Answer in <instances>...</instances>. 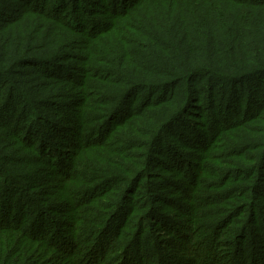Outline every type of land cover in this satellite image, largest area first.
Returning <instances> with one entry per match:
<instances>
[{"label":"rangeland","instance_id":"rangeland-1","mask_svg":"<svg viewBox=\"0 0 264 264\" xmlns=\"http://www.w3.org/2000/svg\"><path fill=\"white\" fill-rule=\"evenodd\" d=\"M191 210L202 264H264V0H0V226L182 264Z\"/></svg>","mask_w":264,"mask_h":264},{"label":"trees","instance_id":"trees-1","mask_svg":"<svg viewBox=\"0 0 264 264\" xmlns=\"http://www.w3.org/2000/svg\"><path fill=\"white\" fill-rule=\"evenodd\" d=\"M178 107L179 105L176 107V109ZM127 124L128 123H121L118 125V128L123 129ZM160 136H163V131H162V135ZM101 143L103 142L96 143L95 144L96 147L94 149L99 152H107L108 149L106 147L98 146L101 145ZM65 146H72L74 150L63 151L64 153H70V154L78 153L77 156L78 160L81 159L83 160L84 158L86 159L87 156L86 153L88 152L86 148H83L82 146L79 145H75L72 142H67V145ZM80 148H81V152L79 155ZM75 149L78 150V152H75ZM64 168L67 169V166H65ZM78 169L85 170L84 167H82L81 165L78 167ZM69 174L70 172L67 171V173H64L62 176H60L61 177L60 180L64 178L65 179L69 178ZM79 174H80L79 178L84 176V174L82 173ZM72 178L73 177L70 176V178L67 179V181H69L68 182L69 187L73 186L74 184V182H72ZM64 193H66L65 196L69 200L71 198L70 197L71 194H67L66 191ZM186 195L188 194L186 193ZM194 196L195 195L192 194V195H188V197L186 198V201L189 202L188 207L190 209H193L192 204L194 202V199L192 197ZM189 213H191L190 224H185L186 226L185 231L179 234L182 244L179 245L176 252L180 254V257H177L176 259H174L175 257H173V259L175 261L182 260L181 261L182 264H202V255L199 254V252H198L199 256L197 255V252L193 249V244L198 242L203 237V233H201L203 231L201 230L202 228L198 229L197 227L199 225V223L197 224V220H196L197 216L193 213L192 210L189 211ZM75 216L76 215L73 213L68 215V218L71 220L68 223L70 229L60 228L61 226L63 227L66 223L63 222L61 224L55 223L56 225L59 226V228L54 227L51 233L49 232L45 234L35 231L30 232V229L25 230V227L22 228L20 220H18L15 224H12L11 222H7L5 225L0 226L1 258L5 257L9 264L10 263L13 264V262H17L18 264H20V263H24L26 260L28 261L36 260L35 262H37V264H107L109 262H112L113 258H111V255L116 254L114 253V250L115 252L116 251L119 252V250L112 248L105 249V246H102L103 239L107 238V232H103V229L101 228L98 229L97 234L100 236L97 237L96 240L94 238L89 240L84 245V247H82L81 243H83V241L81 240V238H82V234L84 233V230L82 229V222H79L78 219L75 220ZM64 233L66 234V236L64 235ZM101 234L103 236V239H101L102 237ZM206 236L204 238H206ZM202 243H200L198 246H200ZM91 244L97 246L95 251L92 253L94 254L96 253L97 250H99L100 256L96 257V256H92L91 254L85 259V261H82L81 259L84 255L83 254L81 255L79 252L89 247ZM217 247L220 248L219 241H217ZM120 248L121 249L124 248L126 251L125 254L123 255L124 264H130L128 251L131 250V246L129 245L125 247V245H122ZM219 252H221V250ZM237 252L238 251L233 250V253L229 252L230 254L228 256L232 254L237 255ZM89 253H91V251ZM168 256L162 255L160 256V259H164V257H168ZM138 260H139V264H143L139 258Z\"/></svg>","mask_w":264,"mask_h":264}]
</instances>
